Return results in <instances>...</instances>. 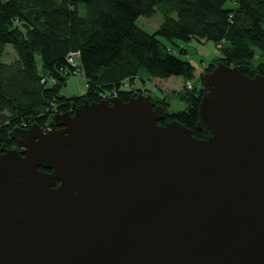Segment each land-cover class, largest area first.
Wrapping results in <instances>:
<instances>
[{
    "label": "water",
    "instance_id": "1",
    "mask_svg": "<svg viewBox=\"0 0 264 264\" xmlns=\"http://www.w3.org/2000/svg\"><path fill=\"white\" fill-rule=\"evenodd\" d=\"M247 71L202 74L207 138L147 94L13 129L0 264H264V75Z\"/></svg>",
    "mask_w": 264,
    "mask_h": 264
},
{
    "label": "trees",
    "instance_id": "2",
    "mask_svg": "<svg viewBox=\"0 0 264 264\" xmlns=\"http://www.w3.org/2000/svg\"><path fill=\"white\" fill-rule=\"evenodd\" d=\"M157 13L162 23L155 32L139 26L140 18ZM160 37L176 45L212 42L222 51L216 63L264 75V0H0V148L15 146L13 129H48L53 115L82 98L97 102L107 95L111 101L117 93L128 101L143 94L147 78L191 81L193 64ZM7 46L17 54L14 62L4 61ZM77 76L81 91L67 94ZM190 89L182 92L187 108L160 123L178 120L207 138L208 131L197 128L204 83Z\"/></svg>",
    "mask_w": 264,
    "mask_h": 264
},
{
    "label": "rangeland",
    "instance_id": "3",
    "mask_svg": "<svg viewBox=\"0 0 264 264\" xmlns=\"http://www.w3.org/2000/svg\"><path fill=\"white\" fill-rule=\"evenodd\" d=\"M229 5L232 4L230 3ZM161 23L162 17L159 13L152 17H142L138 21L139 26L150 33L155 32ZM160 39L171 52L179 56L181 59L188 60L193 64L195 67L194 76L193 78H190L191 81L189 82L183 77H173L166 80H149L147 78L146 80L149 81V83L148 87L143 90V94L154 96L157 104L163 105L167 113L182 111L187 108V104L182 98V92L186 89L191 90L190 88L195 87L196 90L203 88L202 74L209 71V67L212 65L215 66L216 61L221 59V47L217 44L206 41H193L188 44L182 41H177L178 45H176L165 38L160 37ZM16 59L17 54L14 48L12 46H7L5 49L4 61L11 63ZM255 65L256 61L253 63V67ZM80 81L81 80L78 76L75 77V79L71 78L69 86L66 89L67 94L71 93L78 95L82 87ZM77 83H79V85ZM71 85H73V89H71Z\"/></svg>",
    "mask_w": 264,
    "mask_h": 264
},
{
    "label": "built area",
    "instance_id": "4",
    "mask_svg": "<svg viewBox=\"0 0 264 264\" xmlns=\"http://www.w3.org/2000/svg\"><path fill=\"white\" fill-rule=\"evenodd\" d=\"M73 62L76 63L75 60H73ZM147 87H148V86H147ZM144 89H146V87H143V90H144ZM111 97H112V99H113V98H115V97H118V95H117V93H114L113 95H111ZM109 99H110V97L107 96V95H102V96H101V100H107V101H110Z\"/></svg>",
    "mask_w": 264,
    "mask_h": 264
},
{
    "label": "flooded vegetation",
    "instance_id": "5",
    "mask_svg": "<svg viewBox=\"0 0 264 264\" xmlns=\"http://www.w3.org/2000/svg\"><path fill=\"white\" fill-rule=\"evenodd\" d=\"M72 107H73V106H72ZM71 109H72V108H71ZM57 128H60V127H57ZM19 129H27V128L21 127V128H19ZM41 129H42L43 131L47 132L48 130L51 129V126H50L48 129H45V128H42V127H41ZM13 141L15 142V146H14L13 148H10V149H18V151H19L20 148H18L16 141H15V140H13ZM3 149H8V148H3Z\"/></svg>",
    "mask_w": 264,
    "mask_h": 264
}]
</instances>
